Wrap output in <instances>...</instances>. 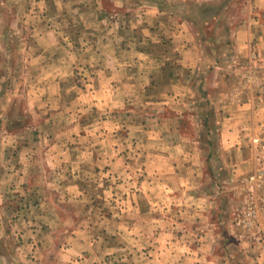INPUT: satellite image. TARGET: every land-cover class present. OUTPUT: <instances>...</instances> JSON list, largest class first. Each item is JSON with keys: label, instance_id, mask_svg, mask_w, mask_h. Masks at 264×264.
<instances>
[{"label": "crops", "instance_id": "obj_1", "mask_svg": "<svg viewBox=\"0 0 264 264\" xmlns=\"http://www.w3.org/2000/svg\"><path fill=\"white\" fill-rule=\"evenodd\" d=\"M54 4L90 23L92 47L60 40ZM30 32L14 70L0 44V264H106L125 237L144 264H264L226 201L264 157L253 142L264 143V0H39ZM81 65L95 71L78 88ZM243 68L259 73V89L244 88ZM13 98L26 112L16 130ZM120 129L137 144L131 160ZM97 172L103 200L76 217L64 202L78 207L79 185ZM28 208L37 216L25 219ZM11 214L26 226L19 238L2 229Z\"/></svg>", "mask_w": 264, "mask_h": 264}, {"label": "rangeland", "instance_id": "obj_2", "mask_svg": "<svg viewBox=\"0 0 264 264\" xmlns=\"http://www.w3.org/2000/svg\"><path fill=\"white\" fill-rule=\"evenodd\" d=\"M76 2L75 6H78V2L79 1H74ZM66 3H68L66 1ZM73 3V2H71ZM106 4L112 8L111 6L113 5V2H106ZM50 10H53L52 12L54 14H58V17L55 16V18L50 19V23L51 24H55L56 26H58V30L61 33H58V36L60 38V40L62 42H67V43H71L74 46L78 47V50L80 49V47L84 46V43H87L88 46H91L92 40L94 38H96V36L93 34H91L87 28L90 25L89 24H85L83 22H75L73 17H68V8H65L66 11H63V9H58L57 6L54 5H49L48 6ZM60 8V7H59ZM22 12V15H20V13ZM71 15V14H70ZM37 24H39V0H0V44H5L6 48L5 52H7L6 54V58L8 60V65H9V69L7 71H10L11 69L14 70L17 68L16 64L18 63V60L20 58V55L18 54L19 50H18V45H20L18 42L19 41H33V35L30 32L31 31V27L32 26H36ZM86 26V27H85ZM93 43V42H92ZM21 47V45H20ZM92 47V46H91ZM74 48V47H73ZM229 51V50H228ZM4 56V55H3ZM18 59V60H17ZM93 72L95 70H90V71H86L85 69L82 68V65L76 69H74V73L73 76L75 78V84L76 87L81 88L84 87L85 84L89 83L87 81V77H89V75H86L89 72ZM242 71H244V76L243 74L240 75V80L241 82H243V86L244 88H246V90L249 92V90H253L255 86H257V89H259V84L260 83V75L259 73L254 69L251 70L249 68H243ZM1 72H4L3 67H0V74ZM3 74V73H2ZM5 74V72H4ZM3 74V75H4ZM1 78V76H0ZM1 85V82H0ZM256 88V87H255ZM256 90V89H255ZM13 102H14V106H13ZM9 109H13L11 116L9 115L8 117V112L5 114V116L2 115V118H7V120H11L12 122V127H15L14 130L18 129V126L21 122V118H25V114L26 112L24 111L25 109V102L23 100L19 101V99H12V101L10 102ZM110 116V114H109ZM190 117H192V115L189 114ZM2 121V119H1ZM190 121V120H189ZM208 127V126H207ZM210 129L206 128V131L203 135H205L204 137H209L210 138ZM38 132V131H37ZM202 132V131H201ZM1 133H3V130L0 128V135ZM126 129H124L122 131V129H120L118 131V138L121 140L122 138L124 139V153H125V157L127 158V160H131L132 156H136L137 153V144H135L133 141H129L128 136L126 134ZM39 134V132H38ZM112 135H116L117 132L115 133H111ZM38 136V135H37ZM123 136V137H122ZM112 138H114V136H110L109 140H111ZM253 142L254 145H258L260 148V151H264V143L260 142V138L259 137H255L253 138ZM263 146V147H262ZM46 150V149H44ZM42 150L40 149V152ZM47 151V150H46ZM139 152V151H138ZM262 155V153H261ZM260 157V156H259ZM260 172H264V157L261 158L260 160V164H257L256 166L253 167V169L251 170V173L249 175H246L243 179H240L239 183H238V187L235 189V192L237 194V196H234L233 194H229V196L227 195V202H230L231 205L234 204V209L232 211V213H235L232 215V220H233V224L238 228V230L242 231V234L250 236L251 238H254V236L252 237L250 234L253 233L254 231L250 230V228H245L243 227L244 224H242L243 226H239L238 221L242 220L245 221L246 217H247V213L246 212H250L249 210L251 208H253L257 214H258V221H264L263 220V207H264V190H260L258 188H256V181H252L251 178L260 173ZM96 177H91V178H87V179H83V185H79L80 188V192L77 194L76 200L80 201L81 203L78 204V207H76L77 202H72L70 205L68 202H64L65 205H63V207L65 209H67V207L69 209H67V211H69L70 213H75L76 217H81L84 213V208L85 210H87L89 208V206H93L94 208H97V204L98 202L101 203V197L99 198V195L101 194L103 187H101V183L100 180L97 178V176H99L98 172L95 173ZM113 177V176H112ZM107 179V178H106ZM110 180L104 182L105 180L102 181V184L105 183L106 186L108 187V191L112 192V188H114L111 180H114L115 183V177L109 178ZM262 179V178H261ZM119 180V179H118ZM129 180V179H127ZM121 181V180H120ZM124 181V179L122 180ZM118 183V181H116ZM112 184V185H111ZM126 184V181H125ZM113 186L111 188V186ZM264 185V182H263ZM50 187V185H49ZM253 188H255L256 190H254ZM240 191L239 193L237 192ZM58 191H52L51 187L48 188L47 190V195L50 197L52 196L53 199L57 198L59 196H57ZM113 194H115V191H113ZM27 194H18L16 196H14V200H13V208L11 211L15 210V212H19L21 211L20 207H19V199L22 198L23 200H25L24 198H26ZM65 196H68V193L65 192V194L63 193V196L61 197L62 199H67L65 198ZM114 197L112 196L110 193L108 195V202L107 204H109V202L114 203ZM12 198V197H11ZM12 198V199H13ZM32 199V198H31ZM33 200V199H32ZM68 200V199H67ZM75 201V200H74ZM24 203V201H22ZM62 207V208H63ZM33 209H24V212H22L23 215H25V219H29L31 216H37V211L33 210L34 213H32ZM7 211V210H6ZM106 212H108V217L110 215V210L107 208ZM0 213H5L3 209H0ZM17 215V213H15ZM14 215V214H11ZM16 215L12 216L11 218H13L10 226L9 225H3L2 229L8 230V232L12 233V236L15 238H19V234H25L24 228H26V226H24L23 224H19V221L16 222V224L14 223V221L16 219H18L16 217ZM67 215V213H66ZM92 217L94 220H96V215L95 212L93 211L92 213ZM19 216V215H18ZM249 217V216H248ZM24 218V216H22V219ZM24 221V220H23ZM99 222L101 220H98ZM32 224L35 223V221L31 222ZM31 223L27 224L28 227L30 225H32ZM33 228L37 227L35 225H32ZM30 230V228H28ZM95 230V229H94ZM104 230L106 229H100V226H96V230L94 231L97 235H101L103 232H105ZM31 231V230H30ZM22 232V233H21ZM99 232V233H98ZM106 233V232H105ZM110 243H108V242ZM106 242L107 244V250L112 251V250H116L117 246L114 245L115 242L112 241L113 243H111L110 240H107ZM256 243H259L261 245H263L264 248V241L263 240H256ZM18 241L13 240L12 243L17 244ZM59 240H55L54 242V246L56 247V245L59 244ZM123 243H121L122 245ZM132 242L130 239L126 238L124 239V246H118V249H121L120 253H118V256L114 257L111 256V258H109L108 260H106V264H144V263H139V260H137V257H134V255L132 254V248H135V246L131 245ZM143 243L141 242L139 245L142 248ZM65 248L67 247L66 244H64ZM91 246V245H90ZM122 247V248H121ZM88 248V247H87ZM91 249H94V245L91 247ZM116 255V254H114ZM110 256V255H109ZM141 261V260H140ZM105 264V262H103ZM146 264V263H145Z\"/></svg>", "mask_w": 264, "mask_h": 264}, {"label": "built area", "instance_id": "obj_3", "mask_svg": "<svg viewBox=\"0 0 264 264\" xmlns=\"http://www.w3.org/2000/svg\"><path fill=\"white\" fill-rule=\"evenodd\" d=\"M262 178V179H261ZM252 181H256V188L260 189V190H264V172H260L256 175H254L251 178ZM254 190H256L255 188H253ZM250 212H246L247 213V217L245 219V221L239 220V226H243L242 224H244L243 227H247L250 228V230L254 231L253 232V236L255 238V240H263L264 241V223L260 220L258 221V214L257 212L251 208L249 210ZM249 216V217H248Z\"/></svg>", "mask_w": 264, "mask_h": 264}, {"label": "trees", "instance_id": "obj_4", "mask_svg": "<svg viewBox=\"0 0 264 264\" xmlns=\"http://www.w3.org/2000/svg\"><path fill=\"white\" fill-rule=\"evenodd\" d=\"M208 126V124H206Z\"/></svg>", "mask_w": 264, "mask_h": 264}]
</instances>
